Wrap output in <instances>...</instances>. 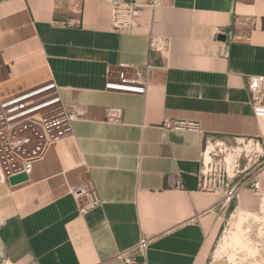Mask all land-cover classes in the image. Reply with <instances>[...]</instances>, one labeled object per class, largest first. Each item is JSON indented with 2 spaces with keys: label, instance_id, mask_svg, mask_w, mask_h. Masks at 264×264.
Listing matches in <instances>:
<instances>
[{
  "label": "crops",
  "instance_id": "crops-1",
  "mask_svg": "<svg viewBox=\"0 0 264 264\" xmlns=\"http://www.w3.org/2000/svg\"><path fill=\"white\" fill-rule=\"evenodd\" d=\"M112 12L107 0H0V100L54 81L80 116L27 182L0 186L6 262L125 264L147 239L137 264H205L221 230L202 156L209 138L261 133L248 82L264 76V0H167L127 32ZM123 64L151 66L146 96L105 90ZM110 109L120 123L106 121ZM88 182L101 205L80 215L71 190Z\"/></svg>",
  "mask_w": 264,
  "mask_h": 264
},
{
  "label": "built area",
  "instance_id": "built-area-1",
  "mask_svg": "<svg viewBox=\"0 0 264 264\" xmlns=\"http://www.w3.org/2000/svg\"><path fill=\"white\" fill-rule=\"evenodd\" d=\"M112 5V25L115 31L127 32L134 28L141 8L151 11L163 6L167 0H107ZM155 49V46L152 49ZM151 66L141 68L120 65L117 72H110L105 90L115 93L146 96L149 87ZM250 105L254 118L262 125L260 135L252 139L258 146L264 141V76L253 77L248 82ZM79 114L65 105L60 88L50 81L0 100V186L10 184L13 177L25 174L31 176L36 163L41 161L51 147L73 135L72 123ZM122 110L110 109L106 121L120 123ZM165 130L199 132L200 124L179 120H166ZM205 153V151H204ZM212 162L206 164L202 156L201 183L204 190L216 188L217 179L212 178ZM209 166L211 167L209 169ZM208 176L210 180L208 183ZM226 175L221 177L222 185ZM228 187V185H227ZM212 188V189H211ZM230 191L219 206L226 205L234 198ZM80 215H85L101 205L91 182L80 184L71 190ZM149 246L147 239L121 256L125 264H137L131 257L134 253L145 255Z\"/></svg>",
  "mask_w": 264,
  "mask_h": 264
},
{
  "label": "rangeland",
  "instance_id": "rangeland-1",
  "mask_svg": "<svg viewBox=\"0 0 264 264\" xmlns=\"http://www.w3.org/2000/svg\"><path fill=\"white\" fill-rule=\"evenodd\" d=\"M64 1L75 7L80 0ZM209 144L216 147L211 155V164L212 178L214 180L216 177L217 182L216 188L206 191L219 195L221 200L225 199L230 191H234V198L226 207L219 206L223 219L222 227L205 254V264H264V141L258 146V143L252 142L251 139L212 137L207 140L206 149ZM230 155L231 166L227 162ZM224 174L228 179L222 185L221 177ZM209 180L210 176L208 183ZM238 209L253 214L247 218L245 230L248 231L247 237L253 246L258 248L255 258L248 249L238 250L233 247L232 250L233 248H228V243L225 242V237H229L234 228L232 217ZM5 263V256L0 252V264Z\"/></svg>",
  "mask_w": 264,
  "mask_h": 264
},
{
  "label": "bare ground",
  "instance_id": "bare-ground-1",
  "mask_svg": "<svg viewBox=\"0 0 264 264\" xmlns=\"http://www.w3.org/2000/svg\"><path fill=\"white\" fill-rule=\"evenodd\" d=\"M220 144L221 143H219V145ZM246 147L248 148L250 146H246ZM215 148L216 147L214 144H209L208 148L205 149L206 151L204 153V156L206 157L207 160H210L207 162L205 159L206 164H208L212 161L211 155L213 152H215ZM240 149L241 148H239V150ZM259 150H261V149L259 148ZM230 157H231V155L229 156V158H227V162L231 166ZM250 216H253V214L246 212L242 209H238L236 211V213L232 217L234 219L233 220L234 221V228L229 233V237L228 236L225 237V242L228 243V248L234 247V248H237L238 250L248 249L249 253L253 254L252 256H254V258H255L258 254V248H255L253 246V243L247 237L248 231L245 230V222L247 221V218ZM234 248L232 250H234ZM5 264H11V263L6 262Z\"/></svg>",
  "mask_w": 264,
  "mask_h": 264
},
{
  "label": "water",
  "instance_id": "water-1",
  "mask_svg": "<svg viewBox=\"0 0 264 264\" xmlns=\"http://www.w3.org/2000/svg\"><path fill=\"white\" fill-rule=\"evenodd\" d=\"M219 39H220L221 41H225V40H226V36H224V35H220V36H219ZM28 180H29V177H28L27 175H25V174H22V175H19V176H16V177L11 178V180H10V184H11L12 186H16V185H19V184L25 183V182H27Z\"/></svg>",
  "mask_w": 264,
  "mask_h": 264
}]
</instances>
